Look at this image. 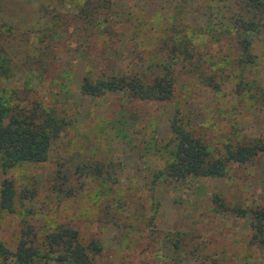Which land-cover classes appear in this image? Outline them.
Segmentation results:
<instances>
[{"label":"rangeland","instance_id":"1","mask_svg":"<svg viewBox=\"0 0 264 264\" xmlns=\"http://www.w3.org/2000/svg\"><path fill=\"white\" fill-rule=\"evenodd\" d=\"M84 1L0 0V61L8 69L0 73V95L10 100V91L29 85L30 96L53 103L68 121L47 161L0 165V181L8 177L28 188L32 198L25 204L39 230L76 229L95 264H264V235L254 240L264 225L255 217L264 211V152L230 164L221 177H153L171 161L174 120L200 135L211 152H222L228 140L264 142V33L254 42L256 62L235 79L238 68L224 61L232 58L231 44L196 31L202 58L224 66L218 91L177 67L167 100L121 92L84 97L77 85L86 74H156L148 57L157 62L164 55L157 45L162 28L173 20L200 26L207 6L215 5L100 0L95 16L111 18L103 28L85 20ZM235 80L245 83L239 94ZM57 170L61 179L67 176L62 185ZM23 207L20 202L16 212L1 215L0 240L10 249Z\"/></svg>","mask_w":264,"mask_h":264},{"label":"trees","instance_id":"2","mask_svg":"<svg viewBox=\"0 0 264 264\" xmlns=\"http://www.w3.org/2000/svg\"><path fill=\"white\" fill-rule=\"evenodd\" d=\"M177 1L182 3L187 0ZM214 2L215 5L207 6L204 24L192 27L184 21L180 27L181 24H176L173 20L162 28L157 45L164 55L157 62L148 57L149 65L157 66L156 74L147 76L146 73L131 71L122 75L105 72L86 74L78 83L77 91L84 97L121 92L130 99L163 101L173 94L177 82V67L211 90L218 91L226 76L223 75L224 66L216 67V62H206L202 58L199 45H195L194 41L196 31L206 34L212 42L226 41L231 44L232 58H224V61L227 65L238 68L235 79L240 78L246 66L256 62L254 42L264 33V0ZM82 8L87 22L94 25L97 23L103 28L111 23L109 16H95L97 9L102 8L100 0H85ZM174 18L177 19L175 16ZM9 31L8 28L2 29L4 33ZM140 57L138 59L142 61ZM51 63L52 61L43 62L40 65L50 66ZM7 70L6 61H0V73H6ZM244 85L245 83L235 80V91L241 93ZM29 90L28 85L10 91L13 95L11 102L0 95V165L4 170L18 163L40 164L47 161L52 142L68 125V121L58 113L57 106L53 103L45 104L41 98L30 96L32 93L29 95ZM170 131L174 141L171 161L161 172L153 175L155 179L160 175L173 181L187 177H221L230 164L246 163L264 152L262 141L246 144L230 140L224 144L222 152H211L200 135L194 130L185 129L177 120L172 122ZM56 173L60 178L61 170ZM96 174L100 175L101 170H96ZM65 179L67 176H63L60 185ZM70 191L69 189L67 193ZM31 198L28 188L19 189L11 178L1 179L0 228L1 215L16 212L20 202L24 203V207L20 211L15 246L10 249L0 240V260L13 264H95L93 255L81 242L78 231L73 227L55 224L47 229H38L30 216L28 205L25 204ZM255 217L261 223L264 211L256 212ZM261 233L264 235V225L257 228L255 241H260Z\"/></svg>","mask_w":264,"mask_h":264}]
</instances>
